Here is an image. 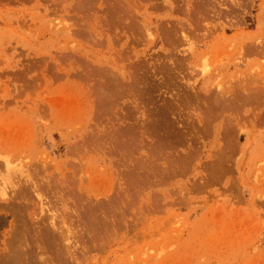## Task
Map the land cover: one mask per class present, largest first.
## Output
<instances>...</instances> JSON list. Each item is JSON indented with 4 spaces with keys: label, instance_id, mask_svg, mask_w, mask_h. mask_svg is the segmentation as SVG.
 <instances>
[{
    "label": "rangeland",
    "instance_id": "1",
    "mask_svg": "<svg viewBox=\"0 0 264 264\" xmlns=\"http://www.w3.org/2000/svg\"><path fill=\"white\" fill-rule=\"evenodd\" d=\"M6 160L2 256L24 220L58 264H264V0H0Z\"/></svg>",
    "mask_w": 264,
    "mask_h": 264
},
{
    "label": "bare ground",
    "instance_id": "2",
    "mask_svg": "<svg viewBox=\"0 0 264 264\" xmlns=\"http://www.w3.org/2000/svg\"><path fill=\"white\" fill-rule=\"evenodd\" d=\"M198 5V4H197ZM198 6H194L191 7L190 9H198ZM202 7V4H201ZM201 9V8H199ZM203 9V7H202ZM187 18V17H186ZM189 20V19H188ZM197 22V21H196ZM195 22V23H196ZM194 23V24H195ZM193 27H200V26H196L198 24V22L194 25ZM218 83V82H217ZM216 85V84H215ZM217 86V85H216ZM224 99V96H223ZM55 110V109H53ZM24 166V164H23ZM20 169V174H22L24 171L19 167ZM13 170V168L10 167L9 162L6 160L4 162V166H3V172H0V199H4L6 197H9V199H17L19 200V205H23L25 203V201H27L26 199V191L24 193V191L21 189H18V191L15 190V188L17 187V182H19V179L14 182H11V179L13 178L11 176V171ZM3 176V177H2ZM29 176V175H28ZM24 182H26V180H24ZM35 188V189H33ZM32 191L35 192V197L37 198V201L39 203V208H40V212L44 213L45 211H47V214L50 215L51 219H54L57 217V207L55 206L56 203H51L50 198H48V196H46L44 193H42L40 190H36V187L34 186V183H32V187H31ZM58 193V192H57ZM59 194V193H58ZM60 195V194H59ZM55 198H57V196L55 195ZM18 203V202H16ZM22 203V204H21ZM29 203V202H28ZM27 203V204H28ZM26 204V203H25ZM24 204V207H25ZM26 204V205H27ZM17 205V204H16ZM17 207V206H16ZM15 207V210H17L18 212L24 208L23 206H18L17 208ZM74 211V210H73ZM76 213H78V211H76ZM21 219V217H20ZM47 224V223H46ZM17 225V223L15 224V226ZM28 225V224H27ZM25 224L24 220H21L18 223V226H16L14 228L13 231V238L10 239L12 241L8 245V251H4L2 252L4 255L2 256L0 254V264H58L57 262H59L58 260L55 262V259H57V255H59V253L57 255H55V258L53 261L51 256H49L48 258V252L50 250V248H53L54 246H52V244H55V239L58 238L59 236L62 237L63 232L61 230H58V226L55 224V222L50 221V223L48 225H43L41 226L40 224H38V221H33L32 225L30 226L31 228H29ZM31 229L30 231L27 229ZM32 235H30V233ZM68 235L71 237V242H72V246L73 247H78L80 246L79 242H77L76 239V232H74V229H68L67 230ZM32 236V237H30ZM81 236H83V233H81ZM80 236V237H81ZM30 237V238H29ZM43 254H46L44 257L42 256ZM60 258V255H59ZM60 264V263H59Z\"/></svg>",
    "mask_w": 264,
    "mask_h": 264
}]
</instances>
